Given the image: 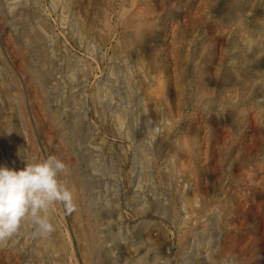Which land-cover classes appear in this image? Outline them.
Returning a JSON list of instances; mask_svg holds the SVG:
<instances>
[{"label":"rangeland","instance_id":"rangeland-1","mask_svg":"<svg viewBox=\"0 0 264 264\" xmlns=\"http://www.w3.org/2000/svg\"><path fill=\"white\" fill-rule=\"evenodd\" d=\"M17 152L65 162L74 210L0 264H264V0H0V166Z\"/></svg>","mask_w":264,"mask_h":264},{"label":"clouds","instance_id":"clouds-1","mask_svg":"<svg viewBox=\"0 0 264 264\" xmlns=\"http://www.w3.org/2000/svg\"><path fill=\"white\" fill-rule=\"evenodd\" d=\"M18 154L25 167L0 166V241L14 236L25 221L34 226V235L51 233L54 226L47 213L56 202L68 212L74 210L73 194L59 180L65 162L55 155L41 159Z\"/></svg>","mask_w":264,"mask_h":264},{"label":"bare ground","instance_id":"bare-ground-1","mask_svg":"<svg viewBox=\"0 0 264 264\" xmlns=\"http://www.w3.org/2000/svg\"><path fill=\"white\" fill-rule=\"evenodd\" d=\"M143 28H144V27H143ZM46 39H47V38H46ZM40 41H41V40H40ZM25 44H26V43H25ZM28 51H29V50H28ZM31 58H32V57H31ZM41 75H42V74H41ZM6 77H7V76H6ZM38 78H39V77H38ZM42 81H43V80H42ZM41 83H42V82H41ZM3 111H4V110H3ZM4 112H5V111H4ZM18 118H19V117H18ZM68 124H69V123H68ZM114 127H115V125H114ZM28 130H29V129H28ZM37 130H39V129H37ZM26 132H27V131H26ZM27 133H28V132H27ZM30 134H31V132H30ZM73 134H74V133H73ZM25 135H26V134H25ZM30 136H31V135H30ZM42 138H43V137H42ZM27 142H28V141H27ZM25 143H26V142H25ZM22 146H23V145H22ZM31 146H33V145L31 144ZM30 148H31V147H30ZM34 148H35V145H34ZM32 149H33V148H32ZM45 149H46V148H45ZM17 150H18V148H17ZM25 150H26V149H25ZM22 152H23V151H22ZM17 153H18V152H17ZM36 154H37V153H36ZM23 156H24V155H23ZM85 157H87V156H85ZM88 158H89V156H88ZM86 160H87V159H86ZM88 160H89V159H88ZM88 160H87V161H88ZM20 162H22V161L20 160ZM67 162H68V161H67ZM89 162H90V161H89ZM90 163H91V162H90ZM182 163H183V162H182ZM20 164H21V163H20ZM86 164L88 165L87 162H86ZM71 165H72V164H71ZM87 165H86V167H87ZM136 196H137V195H136ZM137 197H138V196H137ZM134 198H135V197H134ZM136 200H137V199H136ZM134 201H135V200H134ZM138 201L140 202L141 199H140V200L138 199ZM138 201H136V202H138ZM52 206H53V205H52ZM53 208H54V206H53ZM49 212H50V211H49ZM164 213H165V212H164ZM138 214H139V213H138ZM142 215H143V213H142ZM49 216H50V215H49ZM139 216H140V215H139ZM143 216H145V215H143ZM212 216H213V215H212ZM215 216H216V215H215ZM49 218H50V217H49ZM140 218H141V217H140ZM140 218H139V219H140ZM142 219H143V218H142ZM142 219H141V220H142ZM216 219H217V218H216ZM212 220H213V219H212ZM212 220H211V221H212ZM50 221H54V220L50 219ZM58 221H59V220H58ZM138 221H139V220H138ZM141 222H142V221H141ZM211 223H212V222H211ZM213 224H214V223H213ZM22 225H23V224H22ZM28 225H30V223H29ZM59 225H60V224H59ZM140 225H141V224H140ZM208 225H210V224H208ZM60 226H61V225H60ZM141 226H142V225H141ZM212 226H213V225H212ZM57 227H58V226H57ZM133 228H134V227H133ZM133 228H132V229H133ZM139 228H140V227H139ZM213 228H214V227H213ZM54 229H56V228H54ZM135 229H136V228H135ZM143 229H144V227H143ZM209 229H210V226H209ZM133 230H134V229H133ZM208 231H210V230H207V232H208ZM205 233H206V232H205ZM44 235H45V234H44ZM44 235H42V236H43L44 238L47 237V240H48V239H49L50 241L52 240V238H48V236H44ZM46 235H47V234H46ZM48 235H50V233H48ZM199 235H200V234H199ZM199 235H198L197 237H199ZM204 235H205V234H204ZM58 236H59V235H58ZM144 236H145V235H144ZM149 236H150V235H149ZM50 237H51V235H50ZM91 237H92V236H91ZM142 237H143V236H142ZM145 237H148V235H146ZM200 237H201V235H200ZM143 238H144V237H143ZM148 238H149V237H148ZM148 238H147V240L149 241ZM203 238H204V237H203ZM45 239H46V238H45ZM91 239H92V238H91ZM138 239H139V238H138ZM145 239H146V238H145ZM197 239H198V238H197ZM49 240H48V241H49ZM93 240H94V238H93ZM150 240H151V239H150ZM153 240H155V239H153ZM10 241H11V240H10ZM12 241H13V240H12ZM30 241H31V240H30ZM42 241H43V240H42ZM42 241H41V240H40V241L38 240V242H42ZM199 241H200V238H199ZM3 242H4V241H3ZM21 242H22V241H21ZM52 242H53V241H52ZM151 242H152V241H151ZM12 243H14V241H13ZM15 243H16V242H15ZM22 243H23V242H22ZM46 243H47V242H46ZM49 243H50V242H49ZM141 243L143 244L144 242L141 241L139 244H141ZM10 244H11V243H10ZM16 244H17V243H16ZM23 244H24V243H23ZM23 244H22V245H23ZM36 244H37V243H36ZM58 244H59V243H58ZM12 245H13V244H12ZM37 245H38V244H37ZM39 245H41V244H39ZM39 245H38V246H39ZM47 245L49 246V244H47ZM94 245H95V243H94ZM144 245H145V244H144ZM17 246H18V245H17ZM42 246H44V245H42ZM42 246H41V247H42ZM18 247H19V246H18ZM20 247H21V245H20ZM20 247H19V248H20ZM49 247H50V246H49ZM150 247H151V246H150ZM224 247H225V246H224ZM39 248H40V247H39ZM52 248H54V247H51L50 250H51ZM94 248H95V246H94ZM226 248H227V246H226ZM20 249H21V248H20ZM43 249H44V248H43ZM62 249H63V248H62ZM149 249H150V248H149ZM16 250H17V249H16ZM45 250H46V248H45ZM54 250H55V249H54ZM46 251H49V250H46ZM63 251H64V250H63ZM25 252H27V251H25ZM54 252H55V254H56L57 251L55 250ZM54 252H53V253H54ZM49 253L53 254V253H52V250H51V252H49ZM57 253H58V252H57ZM51 254H50V255H51ZM55 254H53V255H55ZM64 254H65V253H64ZM70 254H73V253H71V251H70ZM147 254H148V253H147ZM222 254H223V253H222ZM24 255H25V254H24ZM37 255H38V254H37ZM39 255H40V254H39ZM56 255L58 256L59 253L56 254ZM97 255H98V253H97ZM51 256H52V255H51ZM57 256H55V257H57ZM73 256H74V255H73ZM73 256L71 255L72 258H73ZM95 256H96V255H95ZM100 256H101V255H100ZM100 256H99V257H100ZM205 256H206V255H205ZM36 257H37V256H36ZM52 257H53V256H52ZM66 257H67V256H66ZM218 257H219V256H218ZM69 258H70V257H69ZM72 258H70V259H72ZM145 258H146V257H145ZM209 258H210V257H209ZM59 259H60V258H59ZM59 259H58V260H59ZM64 259H66V258H64ZM96 259H97V258H96ZM116 259H117V258H116ZM28 260H30V259H28ZM62 260H63V259H62ZM62 260H61V261H62ZM98 260H99V259H98ZM102 260H103V259H102ZM112 260H113V259H112ZM202 260H203V259H202ZM59 261H60V260H59ZM71 261H72V260H71ZM136 261H137V260H136ZM224 261H225V260H224ZM28 262H29V261H28ZM32 262H33V260H32ZM54 262H55V261H54ZM54 262H52V263H53V264L57 263V262H55V263H54ZM221 262H222V261H221ZM33 263H34V262H33ZM42 263H43V262H42ZM49 263L51 264V262H49ZM117 263H118V262H117ZM117 263H116V264H117ZM134 263H135V262H134ZM147 263H148V262H147L145 259H140L139 261L136 262V264H147ZM47 264H48V263H47ZM57 264H58V263H57ZM59 264H60V262H59ZM132 264H133V263H132ZM150 264H151V263H150Z\"/></svg>","mask_w":264,"mask_h":264}]
</instances>
